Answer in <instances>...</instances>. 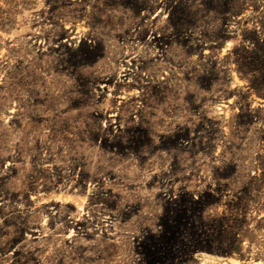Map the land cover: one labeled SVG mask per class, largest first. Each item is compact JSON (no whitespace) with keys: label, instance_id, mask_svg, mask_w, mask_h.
<instances>
[{"label":"rangeland","instance_id":"obj_1","mask_svg":"<svg viewBox=\"0 0 264 264\" xmlns=\"http://www.w3.org/2000/svg\"><path fill=\"white\" fill-rule=\"evenodd\" d=\"M0 264H264V0H0Z\"/></svg>","mask_w":264,"mask_h":264}]
</instances>
